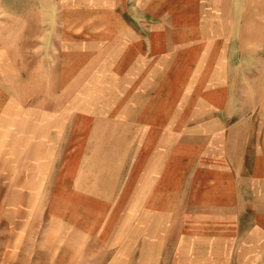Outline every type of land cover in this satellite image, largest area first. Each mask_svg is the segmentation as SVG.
I'll list each match as a JSON object with an SVG mask.
<instances>
[{"label":"rangeland","instance_id":"rangeland-1","mask_svg":"<svg viewBox=\"0 0 264 264\" xmlns=\"http://www.w3.org/2000/svg\"><path fill=\"white\" fill-rule=\"evenodd\" d=\"M63 1L0 0V264H146L151 248L156 264H167L178 230L197 224L219 231L228 216L238 231L256 220L264 229V180L252 176V141L245 161L251 173L245 181L234 176L231 196L254 209L210 206L216 196L231 197L212 191L217 168H226L225 134L236 142L245 130L228 125L236 116L223 102L211 110L209 83L173 78L177 47L154 48L150 63H134L128 44L111 39L103 46L97 14L80 30L81 14L62 15ZM236 99L255 108L257 97ZM45 124L49 141L37 133ZM248 130L256 137L264 129ZM238 147L229 149V167L238 166ZM66 166L71 176L60 171ZM55 183L67 187L63 202L80 207H59L49 218L36 204ZM146 242L156 244L146 250ZM258 246L264 249V240Z\"/></svg>","mask_w":264,"mask_h":264},{"label":"crops","instance_id":"crops-1","mask_svg":"<svg viewBox=\"0 0 264 264\" xmlns=\"http://www.w3.org/2000/svg\"><path fill=\"white\" fill-rule=\"evenodd\" d=\"M63 4L59 3L62 15L70 12L73 15L81 14L80 30H86L83 25L90 21V14L96 13L98 21L96 30L105 33L104 37L102 36L105 38L103 46L111 39L118 42V45L128 44L132 52L134 51V63H150L152 58L149 55L154 48L177 47L179 51L173 78L180 82L206 80L209 83L207 96L212 104L211 110H220L218 105L221 106L223 102L229 117L236 116L228 125L245 130L239 133L236 142L231 131L225 134L227 150L223 160L226 168L222 169L224 174L217 168L212 191H224L231 196L234 178L245 181L250 175L251 172L245 167L246 143L249 141L253 144L248 155L253 162L252 176L256 177L258 183L259 178L264 180V130H259L256 137L248 133L250 131L248 129L255 126L264 129V120L260 119V113L264 112V0H64ZM177 85H180V89L186 86L184 83ZM198 87L201 85L198 84ZM244 96L257 97L255 108L243 106V101L238 102L236 99ZM254 109L259 113L258 119H244L243 115ZM41 112L43 113V115L40 113L41 118L48 117L45 111ZM59 119L55 115L52 123ZM219 122L216 124L218 127L228 126ZM63 127L66 128V125ZM46 129L47 124L40 125L37 133L41 139L44 138L42 137L44 134L45 139L49 141V129L45 131ZM44 142L42 141L43 146H40L39 150L43 155H47L51 150ZM236 143L239 144L240 153L238 166L233 167L231 164L229 167L227 165L230 161L229 149ZM73 151L68 150L66 154ZM60 171L64 176H71L73 173L67 166ZM222 174L227 176L223 182L219 177ZM43 186L45 185L42 184ZM79 191L84 193L87 202V191L81 187ZM47 193L46 200L41 205H36L42 207L44 214L49 218L56 217L59 207L67 209L72 208V205L80 207L72 204L67 197L64 202L62 201L63 194L67 193V187L63 184L49 185ZM210 204L214 208L254 209V205L244 201L233 203L232 196L230 199L216 196ZM28 205L30 204H24V207ZM146 206L152 209L153 203ZM67 212L66 210L65 214ZM229 214L232 212L229 211ZM131 216L135 217V214H130L129 218ZM225 221V226L219 231L215 226L205 230L196 224L192 231L178 230L172 234L167 264H249V261L264 264V259L262 260L264 249L258 246L264 240L262 223L256 220L250 230L246 228L243 231L241 227L238 231L239 223L236 218L233 222L228 216L225 217ZM222 222L223 219L215 220V223ZM150 239H155L152 234ZM249 243L252 246L250 249L247 246ZM155 244L146 242V250ZM151 250L150 255L146 252V264H156L158 261L156 250L154 248ZM248 253H251V257L246 258Z\"/></svg>","mask_w":264,"mask_h":264}]
</instances>
